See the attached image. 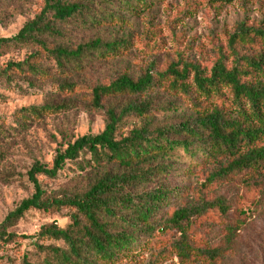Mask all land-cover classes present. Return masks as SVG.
<instances>
[{
	"label": "trees",
	"instance_id": "1",
	"mask_svg": "<svg viewBox=\"0 0 264 264\" xmlns=\"http://www.w3.org/2000/svg\"><path fill=\"white\" fill-rule=\"evenodd\" d=\"M158 3L42 0L15 36L0 38V61L28 51L25 59L0 65V85L45 95L43 104L18 111V127L73 110L105 123L101 133L83 137L61 131L52 162L35 161L27 172L33 195L0 223V248L32 241L21 264H224L229 258L232 235L226 246H201L195 230L210 214L227 218L231 211L227 197L209 199L204 190L238 179L247 189L264 186V16L238 23L214 49L211 65L178 52L163 67L148 31L150 59L139 66L130 59L139 45L130 19ZM178 104L188 107L179 122L158 119ZM130 118L138 124L130 127ZM4 157L0 152L1 163ZM180 160L188 171L207 172L197 197L171 185ZM70 164L71 181L53 189ZM14 179L7 174L1 181ZM64 211L65 229L53 222L33 235L14 230L32 212ZM165 236L166 246H151ZM146 248L150 258L138 259Z\"/></svg>",
	"mask_w": 264,
	"mask_h": 264
},
{
	"label": "rangeland",
	"instance_id": "2",
	"mask_svg": "<svg viewBox=\"0 0 264 264\" xmlns=\"http://www.w3.org/2000/svg\"><path fill=\"white\" fill-rule=\"evenodd\" d=\"M41 2L42 0H0V38L15 36L26 21L39 10ZM263 16L264 0H159L157 5L142 16L130 19L139 43L138 47L133 48L131 62L140 66L149 61V54L144 47H147L146 32L150 31L153 43L151 42L149 48L158 47L155 57L163 67L166 66L167 60L173 59L174 54L178 52L190 61L211 65L214 61V49L238 23H258ZM27 54V50L11 52L0 61V65L12 60L21 61ZM0 96H3L0 97V152L5 154L4 161L0 162L1 223L24 199L33 195L34 189L27 178V172L35 161L46 164L52 162L57 144L62 141L61 131L70 129L76 138L83 137L88 133H101L105 123L99 115L73 110L49 116L43 123L31 128H21L17 123L18 111L43 104L44 93L39 91L23 95L0 85ZM170 100L176 101L173 98ZM178 107L179 110L169 114H158V119L179 122L188 113V107L180 104ZM134 124H138V120L130 118V127ZM178 164V169L170 177L171 185L190 189L186 193L191 197L199 196L207 172L200 168L188 171L183 160ZM74 168V165L70 164L50 186L53 189L66 186L74 175ZM7 174H14L15 177L9 185L1 181ZM203 192L209 199L221 195L227 197L231 211L227 218L213 213L200 220L195 230L198 244L226 246L232 235L233 238L227 247L229 258L225 257L224 264H264V186L262 189H247L238 179L210 187ZM53 222L65 229L70 223L68 212L64 211L52 217L32 212L14 230L19 234L33 235L44 224ZM230 226L234 228V232L229 231ZM169 240L170 236L158 237L156 244L151 246L154 249L161 248L166 246ZM31 242L25 241L19 247L11 245L5 249L0 248V264H21L20 255L25 250H32ZM149 248L138 254L137 258L149 259ZM174 262L178 264L176 259Z\"/></svg>",
	"mask_w": 264,
	"mask_h": 264
}]
</instances>
